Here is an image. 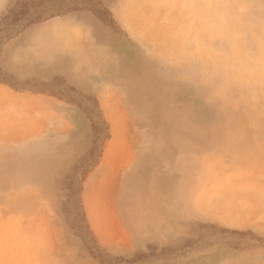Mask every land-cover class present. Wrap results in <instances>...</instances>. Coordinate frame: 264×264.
Masks as SVG:
<instances>
[{
	"label": "rangeland",
	"instance_id": "374dc122",
	"mask_svg": "<svg viewBox=\"0 0 264 264\" xmlns=\"http://www.w3.org/2000/svg\"><path fill=\"white\" fill-rule=\"evenodd\" d=\"M21 10L0 264H264V0H0V26Z\"/></svg>",
	"mask_w": 264,
	"mask_h": 264
},
{
	"label": "trees",
	"instance_id": "16d2710c",
	"mask_svg": "<svg viewBox=\"0 0 264 264\" xmlns=\"http://www.w3.org/2000/svg\"><path fill=\"white\" fill-rule=\"evenodd\" d=\"M36 14L29 13L28 11L21 10L19 13L6 17L4 23L0 26V46L7 40L19 34L29 25L35 23V21L40 19V16L37 18ZM2 75L0 70V76ZM0 83H5L11 87L14 85L6 79L0 77ZM17 90V88H14Z\"/></svg>",
	"mask_w": 264,
	"mask_h": 264
},
{
	"label": "bare ground",
	"instance_id": "6f19581e",
	"mask_svg": "<svg viewBox=\"0 0 264 264\" xmlns=\"http://www.w3.org/2000/svg\"><path fill=\"white\" fill-rule=\"evenodd\" d=\"M107 117L111 123V128H112V133H113V137L114 139L112 140V142L110 143L108 150L106 152V158H105V168L108 167V162L109 160L112 158L113 153H114V147L116 146V143L120 142V138H121V132H122V128L124 127L123 125H121L120 123H118V121L115 119V117H113V115L111 116L109 113H107ZM108 169V168H107ZM105 171V169H104ZM112 173V177L114 175V173L111 171ZM94 185H91L90 190H92ZM96 188V185H95ZM229 220V219H227ZM104 223V222H103ZM234 225H236L234 223ZM109 227V226H108ZM108 229V228H107ZM110 229V227H109ZM104 230V229H103ZM108 231V230H107ZM112 231V230H111ZM117 231V230H116ZM105 232V231H104ZM114 232V231H113ZM112 232V233H113ZM111 233V234H112ZM106 234V233H105Z\"/></svg>",
	"mask_w": 264,
	"mask_h": 264
},
{
	"label": "crops",
	"instance_id": "0c3cea01",
	"mask_svg": "<svg viewBox=\"0 0 264 264\" xmlns=\"http://www.w3.org/2000/svg\"><path fill=\"white\" fill-rule=\"evenodd\" d=\"M98 107H100L99 104H98ZM100 108H101V107H100ZM107 118H108V117H107ZM107 118L104 120L106 124H107V122H108V123L110 122L109 119L107 120ZM108 139H109V136H108V138H107L106 141H108Z\"/></svg>",
	"mask_w": 264,
	"mask_h": 264
}]
</instances>
